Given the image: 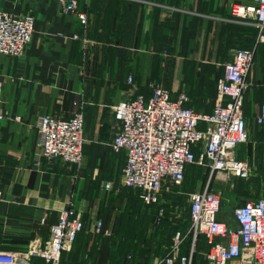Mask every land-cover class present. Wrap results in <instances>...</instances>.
<instances>
[{"label": "crops", "instance_id": "obj_1", "mask_svg": "<svg viewBox=\"0 0 264 264\" xmlns=\"http://www.w3.org/2000/svg\"><path fill=\"white\" fill-rule=\"evenodd\" d=\"M239 1L249 2L78 0L77 10L87 15L83 24L77 13L63 11L60 0H0V10L35 16L24 54H0L3 106L10 113L0 118L1 250L41 247L73 205L84 230L62 264H121L119 239L145 226V208L152 207L122 182L127 155L111 147L119 128L113 106L138 94L149 97L161 85L174 99L185 94L186 106L211 113L221 99L224 64L239 48L256 52L244 97L249 140L237 156L253 167L264 162V121L257 122L264 114V43H257L253 19L231 15ZM78 107L85 115L81 162L45 157L38 119L69 118ZM174 192H165V199ZM98 221L103 230L96 237ZM152 246L156 251L136 254L137 264H157L168 253L165 241ZM34 261L45 262L40 256Z\"/></svg>", "mask_w": 264, "mask_h": 264}, {"label": "built area", "instance_id": "obj_2", "mask_svg": "<svg viewBox=\"0 0 264 264\" xmlns=\"http://www.w3.org/2000/svg\"><path fill=\"white\" fill-rule=\"evenodd\" d=\"M65 13H77L83 24L87 15L79 12L78 0H60ZM231 15L253 19L259 40L264 42V0L234 2ZM35 32V16L0 10V54L22 56ZM256 49L239 48L232 60L224 64V76L217 94L221 98L211 113L198 112L177 99L161 85L153 87L147 97L138 94L113 106L119 123L111 142L114 151L125 150L127 159L122 182L140 191L143 203L156 206L157 220L164 216L165 192H172L186 178L190 166H205L210 171L206 185L189 193V219L193 242L182 253L184 235L177 232L169 252L157 264H264V197L250 200L235 208L231 220L219 217L222 195L210 185L218 180L231 182L248 179L254 168L239 159L237 150L249 140L248 119L244 114V97L249 88L248 74ZM133 81V76H129ZM4 80L0 78V118L10 116L3 106ZM15 115V120H20ZM264 114L257 117L263 123ZM85 115L83 107L72 116H41L36 124L38 143L47 158L79 164L83 155ZM2 190L0 189V200ZM84 222L73 205L64 209L58 223L52 225L49 238L41 247L26 251L0 249V264H62L63 253L73 248ZM103 230L98 221L96 232ZM209 246L197 250L198 236ZM202 256H198V254Z\"/></svg>", "mask_w": 264, "mask_h": 264}, {"label": "rangeland", "instance_id": "obj_3", "mask_svg": "<svg viewBox=\"0 0 264 264\" xmlns=\"http://www.w3.org/2000/svg\"><path fill=\"white\" fill-rule=\"evenodd\" d=\"M256 39L257 43H264L259 40L258 33ZM253 168L254 171L248 179H234L231 182H227L221 180L222 173H220L218 180L216 179V181L211 183L210 186L222 195V205L219 214L221 219L232 221L231 216L236 207L250 200L264 197V162H260L259 165L255 164ZM209 178L210 171L207 167L192 166V168L187 171L183 183L174 188V198L169 201V199H165L166 196L164 197L166 211L160 221H158L156 217V207H146L145 226L143 225L141 229L132 231L133 234L131 238H127L126 240L119 239L116 250L119 251L122 257L120 263H136V254L141 250L143 252L145 250L152 251V248L155 250L152 244L157 245L159 241L168 243V248L164 249L166 254L171 249L174 236L177 232H181V234L184 235L182 250L189 248L193 242L188 210L189 193L194 190L202 189ZM97 233L99 232L95 233L96 237ZM198 243L201 245L200 247H205L204 240L199 239ZM201 250L206 249L204 248ZM198 256L200 257L202 255L199 253Z\"/></svg>", "mask_w": 264, "mask_h": 264}, {"label": "trees", "instance_id": "obj_4", "mask_svg": "<svg viewBox=\"0 0 264 264\" xmlns=\"http://www.w3.org/2000/svg\"><path fill=\"white\" fill-rule=\"evenodd\" d=\"M151 207H154V205H152ZM155 207H156V206H155ZM155 207H154V208H155ZM81 233H82V231L79 233L77 240L79 239ZM200 237H201V238H200ZM199 239H202V240H204V242H205L204 237H202V236L199 235V236H198V240H197V245H196L197 250H201V249H204V248L207 250V249L209 248V246L207 245V243H206V242L204 243V244H205V247H200L201 245L198 243ZM77 240L75 241V243H74V245H73V248H74V246H75ZM73 248H72V249H73ZM187 251H188V248H187L186 250H182V253H186Z\"/></svg>", "mask_w": 264, "mask_h": 264}]
</instances>
